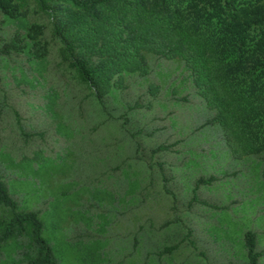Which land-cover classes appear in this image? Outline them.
Wrapping results in <instances>:
<instances>
[{
	"label": "rangeland",
	"instance_id": "374dc122",
	"mask_svg": "<svg viewBox=\"0 0 264 264\" xmlns=\"http://www.w3.org/2000/svg\"><path fill=\"white\" fill-rule=\"evenodd\" d=\"M33 26H42L35 40L28 38ZM16 33L24 50L0 55V177L19 211L39 213L56 264H247V230L256 233L264 264L262 162L235 159L219 126L202 127L213 112L181 60L148 55L149 74H124V87L111 88L101 107L62 63L49 20L33 4L15 18L0 15V45ZM135 103L142 107L129 110ZM160 144L173 146L151 158ZM155 161L165 163L175 210L156 166L149 167ZM211 175L218 180L197 195L227 208H188L195 181ZM10 216L0 206V232ZM187 229L196 251L183 244L157 255ZM34 255L29 234L0 246V264H25Z\"/></svg>",
	"mask_w": 264,
	"mask_h": 264
},
{
	"label": "trees",
	"instance_id": "16d2710c",
	"mask_svg": "<svg viewBox=\"0 0 264 264\" xmlns=\"http://www.w3.org/2000/svg\"><path fill=\"white\" fill-rule=\"evenodd\" d=\"M30 3L47 16L51 36L60 44L62 63L101 107L111 88L124 87V74H149L148 55L181 60L190 72L196 93L213 112L202 127L219 126L235 159L258 157L264 180V0H0V15L15 18ZM41 33L42 26H33L28 38L35 40ZM24 42L16 33L0 45V55L22 52ZM39 45L33 44L38 47L34 50L37 57L43 55ZM140 107L135 103L129 110ZM127 123L124 118L122 127ZM17 125L23 135L31 137L24 133L19 120ZM172 146L160 144L150 151V157ZM142 151V145L136 142L135 157L141 159ZM153 166L175 210L176 196L169 188L165 163H149L150 168ZM217 180L213 175L199 177L187 207L197 203L214 210L226 209L197 195L199 186ZM0 206L11 213L0 232V246L14 236L29 234L35 255L25 264H56L39 213L19 211L1 177ZM243 242L247 264H260L262 253L257 250L256 233L247 230ZM183 244L197 250L190 229L180 241L165 246L157 255H170Z\"/></svg>",
	"mask_w": 264,
	"mask_h": 264
}]
</instances>
